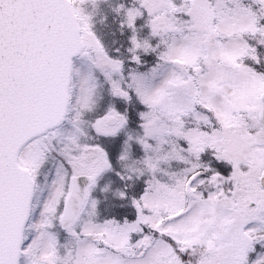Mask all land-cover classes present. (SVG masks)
<instances>
[{
  "label": "snow or ice",
  "instance_id": "snow-or-ice-1",
  "mask_svg": "<svg viewBox=\"0 0 264 264\" xmlns=\"http://www.w3.org/2000/svg\"><path fill=\"white\" fill-rule=\"evenodd\" d=\"M0 264H264V0H0Z\"/></svg>",
  "mask_w": 264,
  "mask_h": 264
}]
</instances>
